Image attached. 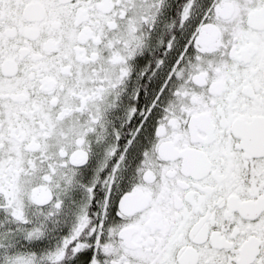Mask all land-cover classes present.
<instances>
[{
    "label": "snow or ice",
    "instance_id": "6c2138e0",
    "mask_svg": "<svg viewBox=\"0 0 264 264\" xmlns=\"http://www.w3.org/2000/svg\"><path fill=\"white\" fill-rule=\"evenodd\" d=\"M0 264H264V0H0Z\"/></svg>",
    "mask_w": 264,
    "mask_h": 264
}]
</instances>
